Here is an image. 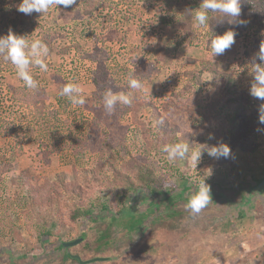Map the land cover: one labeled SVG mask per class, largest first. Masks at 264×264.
Returning <instances> with one entry per match:
<instances>
[{
    "label": "rangeland",
    "instance_id": "374dc122",
    "mask_svg": "<svg viewBox=\"0 0 264 264\" xmlns=\"http://www.w3.org/2000/svg\"><path fill=\"white\" fill-rule=\"evenodd\" d=\"M90 1L58 5L32 19L17 10L21 1L0 0V22L7 13L5 27L13 34L50 43L48 70L30 68L36 90L23 86L11 63L1 72L0 264H79L66 250L82 260L103 257L86 264H264V185L249 189L255 185L252 174H260L253 160L258 167L264 163V127L251 134L255 149L246 151L234 143L243 132L234 135L220 122L211 128L202 116L210 100L227 96L215 80L218 72L231 74L242 99L249 101L244 91L264 34V17L256 18L258 11L264 16V0H240L243 26L210 12L216 22L209 28L192 22L185 29L167 23L181 14L176 0ZM178 1L190 11L202 2ZM86 7L91 15L83 16ZM229 27H239L241 36L212 58L209 37ZM106 34L110 41H102ZM94 47L105 49L111 69H127V80L133 74L143 84L137 90L128 82L121 88L108 81L105 91L132 96L130 106L117 104L111 115L103 96L99 102L92 97L97 63L85 54ZM191 71L199 77H191ZM68 83L82 89L84 105L57 106L59 98L68 99L59 95ZM191 84L196 91L185 92L180 107H169L171 94ZM177 142L193 148L224 143L231 154L215 159L205 152L195 169L190 160L173 162L163 152L164 145ZM146 175L156 189L170 193L168 199L138 228L130 230L122 215L109 224L123 207L142 213L152 208L151 199H161L149 194ZM203 178L212 202L190 214L188 194ZM75 207L91 209L96 219H72ZM103 229L107 240L100 244ZM79 237V243L60 247Z\"/></svg>",
    "mask_w": 264,
    "mask_h": 264
},
{
    "label": "clouds",
    "instance_id": "9594fccd",
    "mask_svg": "<svg viewBox=\"0 0 264 264\" xmlns=\"http://www.w3.org/2000/svg\"><path fill=\"white\" fill-rule=\"evenodd\" d=\"M76 3V0H21L17 5V10L31 15L33 12L46 14L52 8L57 6L70 7ZM222 13L224 17L229 18L228 23H235L238 26H243L246 21L238 19L241 13L240 0H202L198 9L191 10V19L197 28H209L208 13ZM236 31L229 29L222 35H211L209 37V48L212 58L223 55L224 52L235 43ZM49 56V47L40 38L29 40L28 37L18 36L9 31L7 36H0V57L5 61L10 62L16 72V76L23 82L27 89L36 90L39 87L38 81L35 80L30 72L31 67H37L41 71L46 72L48 65L45 59ZM256 59L260 63H256ZM250 73L254 78L249 94L260 100L262 103L258 109L259 122L264 124V43H261L259 50L255 53L250 66ZM128 86L131 89H141L142 81L135 78L133 74H129ZM82 89L72 83L65 84L59 95L67 97L73 105H84L85 99L81 95ZM117 104L130 106L132 104L131 94L120 92L114 94L111 89L103 94V107L108 115H111ZM213 137L209 135V139ZM199 147L193 148L189 143L177 142L167 144L163 147V152L167 154L170 161L190 160L193 168L201 160L202 154L207 153L209 157L219 159L221 157L228 158L231 150L228 145L219 143L209 146L207 144H196ZM210 202L211 189L205 183L204 178L196 182L191 193L188 194L185 208L190 214H199Z\"/></svg>",
    "mask_w": 264,
    "mask_h": 264
},
{
    "label": "trees",
    "instance_id": "16d2710c",
    "mask_svg": "<svg viewBox=\"0 0 264 264\" xmlns=\"http://www.w3.org/2000/svg\"><path fill=\"white\" fill-rule=\"evenodd\" d=\"M17 1H21V0H17ZM86 2H87L86 5L91 4L90 0H86ZM174 4L176 5L177 10L181 14L173 22H171L170 19L167 20V23L168 24L170 23L171 25H174V26H180L181 28H184V29L190 28L192 19H191L189 6L185 3H181V1H178V0H176ZM82 12H83L82 13L83 16L91 15V9H87V7L84 10H82ZM36 14H37L36 12H33L30 15V18L33 19ZM7 16L8 14L3 12L2 17H1L2 22H0V36H7L9 31H11L10 29L11 26L8 25L7 27H5L6 26L5 24L8 22L6 19ZM258 17H260L259 19L264 17L263 15H261L260 11H258L256 15V18ZM162 20L165 21L164 19ZM18 21L22 22V17H19ZM215 22H216V18L210 14L209 24L213 25ZM12 27L16 28L17 25L12 26ZM232 30H233V27H232ZM234 31H236L237 33V35L235 36V39L241 36L242 31H240L239 27H237V30H234ZM260 37L262 38L261 42L264 43V34L263 35L261 34ZM111 39L112 37L109 34H106L105 38L102 41L104 40L110 41ZM44 43H46L49 47L50 43H47V42H44ZM85 55L87 58H90L92 61H95L97 63V67L92 70V84L94 85V88H95L92 94L93 100H95L96 102H99V97H102L103 94L106 92L105 84H107L108 81L115 82V85L120 84L121 88L122 86H126L125 84L128 82V80L126 79L127 74H128L127 69L122 70L121 67H118L116 69H111L106 63L107 52L105 51V49L94 47L89 52H87ZM256 63H260V61L257 59ZM8 64H10V62L5 61L2 57H0V77L2 76L1 72L4 70V68ZM190 73H191L190 74L191 77H196V78H198L200 74V72H193V71H191ZM215 78H216L215 80H219L220 85H221L220 89L223 92H225L227 96L224 97V99L222 100H219V99L210 100V107H209L210 109L209 111H204V114L202 116L206 118L207 120L206 123H208L211 128L214 126L215 123L220 122L222 124L221 128H223V126L224 127L228 126V128H233L234 135L236 132H243L241 133L242 135L239 138H234V143L238 144V147L240 149H244L246 151L250 150L251 147L255 149L254 146H255L256 141L255 142L254 140L251 141V134L255 133L258 129L264 127V124H261L258 119V116H259L258 109L262 102L252 97L249 94V89L252 83H254L253 76L250 74L248 78V83L244 91L247 99H249V101H247L246 103L242 99L241 93L237 89L236 82L231 74L218 72L215 74ZM192 86L194 85L192 84L189 86L184 85V87L173 92L171 94V99L169 100V107H178V106L180 107L182 105L181 99L184 96L183 94L185 92H190L191 94L196 91V89ZM23 95H26L27 97L29 96L27 92L25 91H23ZM58 102L59 103L57 104V106L59 107H62L64 103L65 104L71 103L69 99H67L66 101H62L60 98L58 99ZM157 116H158L159 123L162 122L163 120L162 124L165 125L166 123L164 119L158 114ZM225 132H227V130H225ZM217 133L219 134V132ZM233 137L234 136H230V140H232ZM219 139L224 140V136L223 135L219 136ZM232 165L237 166L238 164L235 163ZM252 165L256 166V169L260 172V174L259 175L255 173L252 174V179L254 180L255 185L250 186L249 189H253L254 187H257L258 183L264 178V163L258 167L257 161L253 160ZM242 172H243V169H240L238 170L237 173L240 174ZM143 179L145 181L144 186L147 188L149 194L152 196L154 194H158L161 196V199L157 201H154L153 199H151L149 204L152 206V208L146 209V212H142V213H136L132 206L130 208L123 207L120 209L119 212H117L115 215H112V217H110V220L108 221L109 224H111V222H115L117 218L122 215V216L127 217L126 225L130 230L138 228L141 226V223L147 213H149L153 209L158 208L160 203L161 202L163 203L164 199H168L170 193H168V191L164 192L162 188L156 189L157 187L153 186L152 184L153 182L151 181L149 175H146ZM187 186L188 185L184 184L182 190L178 192V194L181 195L183 190L187 189ZM102 207L106 208L107 206L105 204H102ZM79 215H85L87 217H90L91 219H96V217L92 216V211L89 208L83 209L80 207H75L72 210L71 218L72 219L76 218ZM117 215L119 216L117 217ZM44 220H46V218H44ZM105 230L106 229L101 230L97 236V239L99 240L100 244L105 243L107 240L106 238L107 233Z\"/></svg>",
    "mask_w": 264,
    "mask_h": 264
},
{
    "label": "water",
    "instance_id": "95a60500",
    "mask_svg": "<svg viewBox=\"0 0 264 264\" xmlns=\"http://www.w3.org/2000/svg\"><path fill=\"white\" fill-rule=\"evenodd\" d=\"M261 185H264V178L258 183V186H261ZM80 241V238L78 239H74L72 241H66V242H63V245L64 246H69V245H73V244H76ZM74 257L78 260L79 263L81 264H86V263H89V262H93V261H96V260H102L103 257H93V258H90V259H86V260H82L78 255H74Z\"/></svg>",
    "mask_w": 264,
    "mask_h": 264
},
{
    "label": "flooded vegetation",
    "instance_id": "af4514ba",
    "mask_svg": "<svg viewBox=\"0 0 264 264\" xmlns=\"http://www.w3.org/2000/svg\"><path fill=\"white\" fill-rule=\"evenodd\" d=\"M257 186H258V185H257ZM254 188H255V187H254ZM250 190H252V189H250ZM79 238H80V241H81V240H82V237H79ZM76 239H78V238H76ZM72 240H74V239H72ZM72 240H68V241H72ZM80 241H79V242H80ZM63 242H66V241H63ZM63 242L60 243V247H61V248H65V249H67L69 246H72V245L64 246V245H63ZM79 242H78V243H79ZM76 244H77V243H76ZM73 245H75V244H73ZM65 252H66V255L69 254V255H67L68 258H73V259H75V260L78 262V260L74 257V255H77V254H71V253H69L67 250H66ZM78 263H79V262H78ZM79 264H81V263H79Z\"/></svg>",
    "mask_w": 264,
    "mask_h": 264
}]
</instances>
